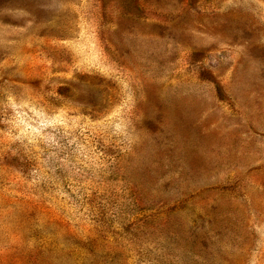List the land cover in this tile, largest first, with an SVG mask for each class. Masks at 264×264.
I'll use <instances>...</instances> for the list:
<instances>
[{
  "label": "rangeland",
  "instance_id": "rangeland-1",
  "mask_svg": "<svg viewBox=\"0 0 264 264\" xmlns=\"http://www.w3.org/2000/svg\"><path fill=\"white\" fill-rule=\"evenodd\" d=\"M0 264H264V0H0Z\"/></svg>",
  "mask_w": 264,
  "mask_h": 264
}]
</instances>
